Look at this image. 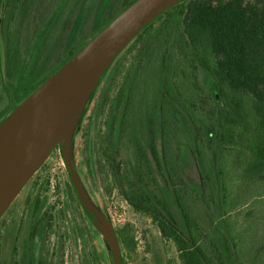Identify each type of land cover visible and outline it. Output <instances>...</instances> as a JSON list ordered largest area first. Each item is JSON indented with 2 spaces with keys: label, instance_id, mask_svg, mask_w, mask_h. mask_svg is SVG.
I'll use <instances>...</instances> for the list:
<instances>
[{
  "label": "trees",
  "instance_id": "trees-1",
  "mask_svg": "<svg viewBox=\"0 0 264 264\" xmlns=\"http://www.w3.org/2000/svg\"><path fill=\"white\" fill-rule=\"evenodd\" d=\"M39 1L0 0V122L136 0H58L31 32L21 58L22 29L31 23ZM92 13L93 24L86 32ZM127 51L130 63L104 133V154L121 196L175 245L181 264H264V0L177 4L126 47L107 71L108 81ZM199 72L215 83L216 100L202 92ZM104 92L95 100L80 151L82 161L76 164L80 180L81 166L88 168L92 185L98 176L91 130L94 114L105 102ZM124 138L133 145L136 163L147 166L146 173L139 167L119 175L117 158ZM204 143L209 159L201 147ZM72 152L75 156L74 147ZM180 154L183 162L177 160ZM151 175L164 182L162 194L150 190L146 178ZM72 192L76 197L73 188ZM203 201L208 207H202ZM210 203L215 204L213 212ZM80 207L92 230L103 237ZM242 208L253 211L240 228L234 218ZM101 212L111 223L105 207ZM114 231L121 263L126 264L123 250H134V238ZM247 246L253 251L245 262ZM90 257L95 264H110L109 254L103 257L93 250Z\"/></svg>",
  "mask_w": 264,
  "mask_h": 264
},
{
  "label": "rangeland",
  "instance_id": "rangeland-1",
  "mask_svg": "<svg viewBox=\"0 0 264 264\" xmlns=\"http://www.w3.org/2000/svg\"><path fill=\"white\" fill-rule=\"evenodd\" d=\"M58 0H40L35 13L31 17L29 26L25 24L19 41L20 57L30 44L31 32L35 30L49 16L53 6ZM94 14L88 18L86 32H89L93 24ZM69 29L63 34L65 37ZM63 48V42L55 48L54 56ZM52 49V47H51ZM2 47L0 46V59L2 61ZM131 54L127 51L121 57V61L114 66L110 73L111 79L105 87L104 104H100L94 114V123L91 136L95 141L97 162L95 166L98 176L94 185L87 174V167L83 164L81 181L91 189V200L99 208L105 207L111 219L113 228L122 232L126 237H133L134 250L126 252L123 256L126 264H181L178 252L171 241L164 240L158 228L150 218L144 214L135 212L124 200L119 192L111 166L108 163L104 151L107 149L104 143L107 122L113 115L112 105L119 87L128 69ZM113 73V74H112ZM197 82L202 92L211 94L217 99L215 83L203 73L197 75ZM108 86V87H107ZM7 97L12 96V90L7 87ZM96 98L87 104V109L82 119L79 134L74 136L73 147L75 149V163L80 164V151L84 143V133L87 130L89 116H92ZM89 105V106H88ZM96 105V104H95ZM198 118L202 114L197 115ZM206 158H210L207 145ZM133 145L127 138L120 141L118 161H121L119 175L141 167L147 172L146 165L136 163ZM178 162H183L180 154ZM183 164V163H182ZM178 169L177 165H173ZM147 176L146 182L150 190L157 195L162 194L160 187L164 182ZM226 176H224L225 178ZM186 184V180H184ZM190 188V184H187ZM184 188V185L182 184ZM170 189V187H169ZM206 196H204L205 198ZM203 208L208 207V202H201ZM211 211L215 209L209 205ZM99 208V209H100ZM195 211V209H193ZM249 208H242L237 212V223L240 228L243 223L249 221ZM198 214L202 210L195 211ZM180 217V216H179ZM241 223V224H240ZM236 225V228L238 227ZM93 250L99 251L103 257H108V250L104 238L94 232L88 224L85 215L72 192V186L64 167L60 150H53L45 163L35 172L30 181L21 190L7 212L0 220V264H95L92 255ZM252 248L247 246L244 250V260L248 262L252 257Z\"/></svg>",
  "mask_w": 264,
  "mask_h": 264
},
{
  "label": "water",
  "instance_id": "water-1",
  "mask_svg": "<svg viewBox=\"0 0 264 264\" xmlns=\"http://www.w3.org/2000/svg\"><path fill=\"white\" fill-rule=\"evenodd\" d=\"M185 0H136L0 122V219L35 172L60 147L76 197L103 235L110 264H122L111 223L88 196L73 141L85 108L114 61L156 18Z\"/></svg>",
  "mask_w": 264,
  "mask_h": 264
},
{
  "label": "flooded vegetation",
  "instance_id": "flooded-vegetation-1",
  "mask_svg": "<svg viewBox=\"0 0 264 264\" xmlns=\"http://www.w3.org/2000/svg\"><path fill=\"white\" fill-rule=\"evenodd\" d=\"M107 78H108V76L106 75L105 77H104V79L100 82V84L98 85V87H97V89H96V92H95V94H94V96L89 100V102H88V104L92 101V99L95 97L96 99H97V96L99 95V94H101L103 91H105V88H104V86H105V83L107 84L108 83V80H107ZM100 99V98H99ZM89 106V105H88ZM95 106V105H94ZM83 119V118H82ZM82 119H81V121H80V123H79V125H78V127H77V129H76V132H75V135H76V133L77 134H79V129H80V127H81V123H82ZM78 130V131H77ZM74 135V136H75ZM73 143H74V141H73ZM74 158H75V156H74ZM81 184H82V186L85 188V190H86V192H87V194H88V196L90 197V198H92V193H91V189H88L84 184H83V182L81 181ZM100 208V207H99ZM100 210H101V208H100ZM7 212V211H6ZM5 212V213H6ZM4 213V214H5ZM3 214V215H4ZM3 217V216H2ZM1 217V218H2ZM1 220V219H0ZM91 220V219H90Z\"/></svg>",
  "mask_w": 264,
  "mask_h": 264
}]
</instances>
